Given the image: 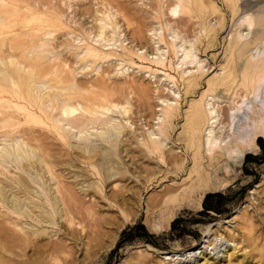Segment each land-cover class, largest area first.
Here are the masks:
<instances>
[{"label":"rangeland","instance_id":"obj_1","mask_svg":"<svg viewBox=\"0 0 264 264\" xmlns=\"http://www.w3.org/2000/svg\"><path fill=\"white\" fill-rule=\"evenodd\" d=\"M201 2L0 0V264H264V138L201 191L188 131L264 0Z\"/></svg>","mask_w":264,"mask_h":264},{"label":"bare ground","instance_id":"obj_2","mask_svg":"<svg viewBox=\"0 0 264 264\" xmlns=\"http://www.w3.org/2000/svg\"><path fill=\"white\" fill-rule=\"evenodd\" d=\"M193 1L196 7L200 9L201 0ZM177 9L178 6H175L172 11L175 13ZM245 19L246 25L250 27L253 24L252 18L246 15ZM104 34V26H101L100 35L104 37ZM258 39L259 37L253 42L237 43L239 54L236 67L237 70H240L242 77L233 80L234 83L231 90L227 92V96L221 99L217 95L208 94L205 97L204 107L201 104L195 105L189 116L193 121L191 129L188 130L192 146L196 148L199 154L198 157L203 160L202 171L197 178L192 179V186L198 187L201 191L217 188L218 185L215 180L221 169H224L225 172L231 171L246 153L258 147L257 139L264 138V60L261 58L255 59L254 57L256 53L258 55L264 54V46L258 45ZM180 47L183 51V61L189 60L188 62L191 64L197 61V54L193 48L187 49L184 44ZM158 51L161 50L158 49ZM239 90H243L244 93L240 98V102H237ZM163 102H166V100L164 99ZM114 107L118 108L119 105L114 104ZM103 109L104 112H111L113 106L104 107ZM76 110V108L67 106L66 113L68 115ZM124 110L126 114L129 111L125 107ZM204 111H207L209 116L206 122V115H203L205 114ZM223 117L228 119L227 123L222 122ZM159 120H164L162 115ZM203 122L205 123L203 124ZM9 124L8 122L7 125ZM149 132L151 138L156 140L158 136L156 130L149 129ZM201 133L203 139H200ZM158 143H161V146L164 147V143L161 141ZM182 187L178 183L171 188H167V191L175 192ZM188 188L189 186L187 190ZM59 192L62 199L66 200L61 190ZM166 219V223H170L171 215ZM203 248L205 247L202 246V248L194 250V254H191L195 256L197 253H201ZM207 254L203 253L205 264L209 263L205 256Z\"/></svg>","mask_w":264,"mask_h":264}]
</instances>
